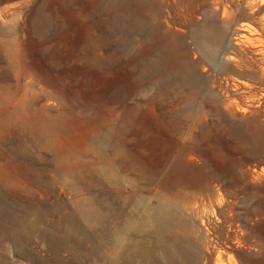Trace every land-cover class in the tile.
<instances>
[{"label":"rangeland","instance_id":"obj_1","mask_svg":"<svg viewBox=\"0 0 264 264\" xmlns=\"http://www.w3.org/2000/svg\"><path fill=\"white\" fill-rule=\"evenodd\" d=\"M252 1L0 0V264H172L147 217L160 201L187 223L175 264H264V4ZM211 23L215 62L194 39ZM154 144L171 147L166 160ZM182 153L200 186L163 182ZM130 222L125 242L105 237Z\"/></svg>","mask_w":264,"mask_h":264},{"label":"bare ground","instance_id":"obj_2","mask_svg":"<svg viewBox=\"0 0 264 264\" xmlns=\"http://www.w3.org/2000/svg\"><path fill=\"white\" fill-rule=\"evenodd\" d=\"M252 2H253L252 0H247V3H249V5ZM261 3L264 4V0H262ZM153 7H155V5ZM243 30H246V29H243ZM257 32L259 33V35L261 34L264 37L263 31L261 32L257 30ZM149 33L150 34L148 35L147 40L150 44H152V46L155 44V46L163 48L164 46L168 45L167 43L168 36H166L165 34L160 35L159 30L156 27H154ZM241 36L249 39L248 36L243 33ZM182 39L184 40L183 37ZM194 39L198 43L205 41V45L207 47L205 56L208 59V61L215 62L216 52L212 46V42L223 40L222 34L219 32L215 23H211L210 26L205 30L203 29L195 30ZM179 40H181V38ZM180 44H182V42ZM255 52L257 53V50ZM258 53L261 55V60L264 62V49L258 50ZM253 63L256 64L257 62H253ZM250 65H251L252 73L257 75V71L255 70L254 72L255 66L253 64H250ZM148 67L149 69L154 67V64L152 63V59H151V62L149 61ZM226 84L233 85L236 89H238L241 86L246 85V82L240 79L239 80L233 79V80L227 81ZM55 128H57L58 131L60 130V128L58 127H55ZM155 146H156L155 152L160 153V156L162 157V159L166 160L167 155L171 152V147L167 144L166 145L161 144V145H158V146L155 145ZM55 147L57 149L59 148L57 145H55ZM136 163L145 170L144 172L148 179V182L150 181L153 182L157 180L158 177H160L161 171L157 169L156 167L150 166L147 163V161L141 158H136ZM205 179H206V173L204 172V169L199 166L197 167V166H194L188 163L186 161L185 154L182 153L177 156L174 162L172 171L165 174L162 180L166 184H174L180 181H185L191 187H198L204 182ZM177 208L178 207L176 205L171 204L170 202H165V201H160L155 206L150 205L147 207V217L153 222L156 232L163 238V243L161 245V248L163 252L165 253V255L167 256L170 263L172 264H175L174 260L176 256L177 257L179 256L182 259H188L189 257L188 255L190 254V251H191V248H190L191 245L185 244V242L182 241L180 236L175 234L176 231H179L187 227V223L185 219L177 212ZM120 224H119V227H117V229L114 230L111 234L110 233L105 234L106 238H110V237L114 238L115 239L114 244H117V245L123 243V241L124 242L126 241V234L129 229H132L135 232L140 230L139 225H137L136 223L130 222V223H127L126 225H120ZM106 233H107V230H106ZM117 258L123 260L124 261L123 264H127L130 262L131 256L121 254Z\"/></svg>","mask_w":264,"mask_h":264}]
</instances>
